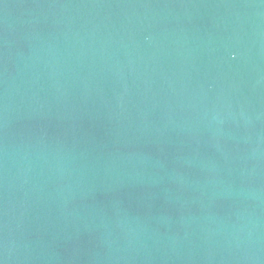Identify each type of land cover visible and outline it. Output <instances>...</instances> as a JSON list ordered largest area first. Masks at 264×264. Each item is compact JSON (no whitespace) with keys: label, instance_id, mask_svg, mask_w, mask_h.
<instances>
[{"label":"water","instance_id":"obj_1","mask_svg":"<svg viewBox=\"0 0 264 264\" xmlns=\"http://www.w3.org/2000/svg\"><path fill=\"white\" fill-rule=\"evenodd\" d=\"M0 264H264V0H0Z\"/></svg>","mask_w":264,"mask_h":264}]
</instances>
